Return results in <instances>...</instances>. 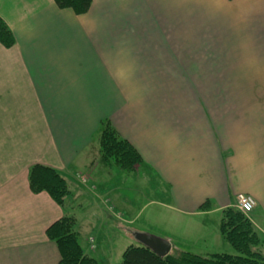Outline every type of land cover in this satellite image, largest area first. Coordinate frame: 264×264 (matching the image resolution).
<instances>
[{"label":"crops","instance_id":"crops-1","mask_svg":"<svg viewBox=\"0 0 264 264\" xmlns=\"http://www.w3.org/2000/svg\"><path fill=\"white\" fill-rule=\"evenodd\" d=\"M0 17L14 37L0 44V264L59 262L46 231L68 213L30 191L36 165L68 177L87 214L102 196L132 225L146 195L169 254H234L221 213L249 196L264 256V0H91L81 15L0 0ZM103 124L139 164L101 162Z\"/></svg>","mask_w":264,"mask_h":264},{"label":"trees","instance_id":"trees-1","mask_svg":"<svg viewBox=\"0 0 264 264\" xmlns=\"http://www.w3.org/2000/svg\"><path fill=\"white\" fill-rule=\"evenodd\" d=\"M60 9H70L75 14H84L91 0H52ZM0 44L10 48L14 37L0 17ZM99 153L102 162L113 161L122 169H131L140 163L136 151L124 140H121L108 124L101 126L99 134ZM28 184L32 193H47L61 208L70 191L66 180L54 169L36 165L29 169ZM207 205L202 208L206 209ZM75 219L63 214L61 219L51 225L47 238L55 243L60 259L58 264H98L97 260L83 251L75 233ZM219 232L222 238L238 254L216 253L197 255L180 252L177 256L169 254L158 257L150 249L143 246L129 245L122 253L119 264H264V256L256 248L260 239L255 233L248 218L234 208H226L221 213Z\"/></svg>","mask_w":264,"mask_h":264},{"label":"rangeland","instance_id":"rangeland-1","mask_svg":"<svg viewBox=\"0 0 264 264\" xmlns=\"http://www.w3.org/2000/svg\"><path fill=\"white\" fill-rule=\"evenodd\" d=\"M102 162V161H101ZM102 166V164H100ZM63 177V176H62ZM69 188V195L65 198L64 201V209L67 210L66 215L71 216L75 219V215L77 216L75 221L78 219V226L80 227V232L82 235L88 236L91 235L92 237L87 238L88 248L89 250H94L93 256L96 258L98 264H119L121 262L122 253L125 248L129 245L133 246H140L135 240H133L130 234L127 233L126 229L135 228L146 230L145 233H149L151 235L159 234L156 230L150 229L145 223L148 217V213L150 212L152 206L147 204V196L144 195V199H142V213L137 217V219L129 225L125 223L122 219H118L115 215L119 212L120 208L114 204H110L114 206L113 211L108 210V206H106L104 197L101 198H90V200H94L96 207L94 208V212L91 208V212L87 214V207H80L78 205V200H73V183L68 177H63ZM78 180H82L83 187L87 189L89 187V182L87 181L86 177H79ZM90 188V187H89ZM147 186H144L146 189ZM72 199H71V195ZM76 194V193H75ZM150 199V198H149ZM96 200V201H95ZM87 203L81 204L86 205ZM93 207V206H92ZM81 209V210H79ZM99 211V214L96 211ZM140 210V209H139ZM93 213V216H92ZM75 233L78 238V233L76 230V223H75ZM156 236V235H155ZM93 238V240H92ZM260 251L259 247L256 248ZM261 252V251H260ZM235 255H238L234 252ZM179 253L175 250L171 252L172 256H177Z\"/></svg>","mask_w":264,"mask_h":264},{"label":"water","instance_id":"water-1","mask_svg":"<svg viewBox=\"0 0 264 264\" xmlns=\"http://www.w3.org/2000/svg\"><path fill=\"white\" fill-rule=\"evenodd\" d=\"M129 234L140 246L150 249L158 257L164 258L169 255L171 244L167 240L138 231H129Z\"/></svg>","mask_w":264,"mask_h":264},{"label":"built area","instance_id":"built-area-1","mask_svg":"<svg viewBox=\"0 0 264 264\" xmlns=\"http://www.w3.org/2000/svg\"><path fill=\"white\" fill-rule=\"evenodd\" d=\"M255 206L254 200L246 195H238L235 201V207L244 215L249 214Z\"/></svg>","mask_w":264,"mask_h":264}]
</instances>
